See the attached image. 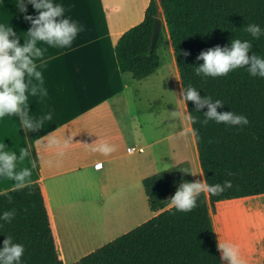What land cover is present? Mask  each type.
I'll return each mask as SVG.
<instances>
[{"label": "crops", "instance_id": "obj_1", "mask_svg": "<svg viewBox=\"0 0 264 264\" xmlns=\"http://www.w3.org/2000/svg\"><path fill=\"white\" fill-rule=\"evenodd\" d=\"M149 1L53 0L64 6L65 18L83 30L70 48H48L42 68L37 61L48 95L42 100L29 96V115L39 119L50 112L52 120L46 121L39 132H27L17 117L0 119V143L17 157L21 148L30 151L23 161L17 160V171L28 168L32 173L29 183H42L64 264L73 263L155 214L150 209L143 178L160 169V161L165 163L169 154L144 147L154 144L148 134L151 135L156 113L151 95L144 96L142 90L151 84L159 67L136 79L130 72L120 70L114 50L118 37L143 19ZM24 2L28 15L38 14L27 0ZM17 3L18 0H0V24L12 27L23 45L31 25L24 20ZM174 75L184 117L179 132L184 135L191 124L180 95V76L177 71ZM189 138V133L184 136L186 151H190ZM54 140L61 146H51ZM100 142L114 144L117 150L108 156L93 152L95 143ZM193 145L197 148L196 142ZM132 146L143 150H128ZM189 157L193 180H201L198 154ZM98 161H102L99 168L95 167ZM14 183L0 177V193L13 189ZM242 199L264 202V193L216 202L210 214L217 243L220 240L237 245L246 264H264V221L231 223L216 211L220 203Z\"/></svg>", "mask_w": 264, "mask_h": 264}, {"label": "trees", "instance_id": "obj_2", "mask_svg": "<svg viewBox=\"0 0 264 264\" xmlns=\"http://www.w3.org/2000/svg\"><path fill=\"white\" fill-rule=\"evenodd\" d=\"M159 6L182 88L191 85L201 98L223 101L224 107L218 112L231 111L249 121L246 126L214 121L206 126L191 124L197 133L193 139L203 180L210 185L230 180L232 187L211 198L201 194L197 207L185 213L172 207L169 200L181 182H193L188 162L146 176L143 186L155 214L71 264H223L210 207L220 200L264 193V78L250 76L247 68L216 78L195 74V67L203 64L196 59L201 51L230 46L233 39L249 41L251 51L264 58V34L254 39L244 31L248 24H256L264 33V0H150L143 19L126 29L114 46L120 70L136 79L153 73L160 65L161 30L151 45ZM185 106L199 121L204 119L206 107L197 111L191 101ZM29 184L20 191H4L12 197L11 203L0 195V216L4 211H16L11 223L0 220V247L11 234L14 242L25 248L20 264H64L43 185L39 181ZM246 201L220 203L216 211L222 215Z\"/></svg>", "mask_w": 264, "mask_h": 264}, {"label": "clouds", "instance_id": "obj_3", "mask_svg": "<svg viewBox=\"0 0 264 264\" xmlns=\"http://www.w3.org/2000/svg\"><path fill=\"white\" fill-rule=\"evenodd\" d=\"M27 3L31 4L38 14L28 15L27 4L24 0H18L16 7L21 14H24V20L30 22L31 25L23 45L20 44V39L12 27L8 24H0V119L14 116L19 119L23 130L39 132L46 121L52 120V113L49 112L39 119H34L29 115V96L42 100L48 95L47 89L44 87L43 73L38 70L37 61H40L39 67L42 68L46 63L44 57L48 48H70L83 28L71 19L65 18L64 6L53 3V0H27ZM244 31L254 39H258L264 34L256 24H248ZM251 49L252 45L249 41L233 39L230 46L217 45L206 51H201L196 59L202 60L203 64L195 67V74L216 78L227 76L228 73L238 68H247L250 76L264 78V58L253 53ZM184 55L188 56L189 53L185 52ZM180 95L184 102H193L197 111L207 108V111L203 113L202 121H199L198 117L191 113L186 114V119L190 124L199 122L206 126L209 121L228 126L249 124L245 116L237 115L231 111L218 112V108L224 107L223 101H213L211 97L205 96L201 98L197 89L191 85L183 89ZM192 134L197 135L194 129ZM67 143L68 141L65 140L64 146H67ZM51 146L60 147V141H52ZM116 150V146L108 142L95 143L92 148L93 152L104 156H108ZM29 155L30 151L27 148H21L19 157H17L15 152L8 151L7 146L0 143V177L15 182L13 191H20L30 186L29 178L32 175L30 169L23 168L17 171V160L23 161ZM228 175H232V173H228ZM231 187L230 180L224 181L223 184L212 185L203 179L193 182L183 181L169 201L177 211L187 213L197 207V200L201 194L207 193L211 198L221 195ZM0 195L7 196L11 203L12 197L7 192L0 193ZM15 216L14 209L4 211L0 220L11 223ZM2 227L3 225H0V228ZM217 249L221 252V260L226 264H246L239 247L234 243L218 240ZM24 252V246L15 243L13 236L9 234L0 247V264H20Z\"/></svg>", "mask_w": 264, "mask_h": 264}, {"label": "rangeland", "instance_id": "obj_4", "mask_svg": "<svg viewBox=\"0 0 264 264\" xmlns=\"http://www.w3.org/2000/svg\"><path fill=\"white\" fill-rule=\"evenodd\" d=\"M159 12L160 16H163L160 8ZM165 26L166 24L163 18L161 28L162 39L158 48V54L160 57L159 68L154 76H152L151 84H149L145 88L146 90H142L144 96L146 94L151 95L153 110L156 113V115L153 116V118H155L156 120L154 126L152 127L153 129L151 135L148 134L151 138L154 139V144L149 148H147V146L145 145L144 147L147 150L158 149L160 153L166 151L167 154H169L168 159L165 163H162V161H160L158 165L160 169L153 171L155 173L170 168L174 165L181 164L183 162H188L190 166L192 165L191 159L189 157V154H192V152H189L188 150L186 151L184 148V136L188 135V131H185L184 135L183 133L181 134L179 132L184 126V117H182V101L180 100V96L177 92L176 82H174L173 80L175 77L174 71L176 64L171 52L172 49L169 38H166L167 32ZM185 123L188 124L187 120L185 121ZM146 134L147 133H144V135ZM186 156L188 159H185ZM213 209L215 208L210 207V210ZM222 215H224V218L228 219L226 221L231 223L238 220L264 221V202H253L252 200L242 202L239 205L225 211Z\"/></svg>", "mask_w": 264, "mask_h": 264}, {"label": "water", "instance_id": "obj_5", "mask_svg": "<svg viewBox=\"0 0 264 264\" xmlns=\"http://www.w3.org/2000/svg\"><path fill=\"white\" fill-rule=\"evenodd\" d=\"M162 23H163V19L161 16L157 15L154 18V25H153V34H152V40H151V45H154L158 34L162 28Z\"/></svg>", "mask_w": 264, "mask_h": 264}, {"label": "bare ground", "instance_id": "obj_6", "mask_svg": "<svg viewBox=\"0 0 264 264\" xmlns=\"http://www.w3.org/2000/svg\"><path fill=\"white\" fill-rule=\"evenodd\" d=\"M166 38H168V35H167V33H166ZM172 52V51H171ZM177 71V69H176V66H175V71L174 72H176ZM178 86V85H177ZM152 87V86H151ZM186 131H188V133H189V135H190V146H189V149H190V151L189 152H192V155H194V154H196L197 153V151H196V148L194 147V145H193V143H194V140H193V136H192V134H191V128L189 127V128H187V130Z\"/></svg>", "mask_w": 264, "mask_h": 264}, {"label": "built area", "instance_id": "obj_7", "mask_svg": "<svg viewBox=\"0 0 264 264\" xmlns=\"http://www.w3.org/2000/svg\"><path fill=\"white\" fill-rule=\"evenodd\" d=\"M128 150H132V151H137V152H140L143 150L142 147H136V146H132V147H128ZM101 167L102 166V161H98L96 164H95V167Z\"/></svg>", "mask_w": 264, "mask_h": 264}]
</instances>
